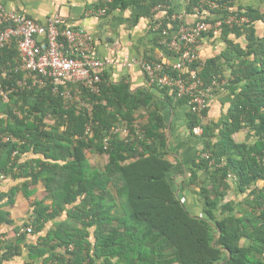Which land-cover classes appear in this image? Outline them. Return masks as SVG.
Instances as JSON below:
<instances>
[{
  "label": "trees",
  "instance_id": "1",
  "mask_svg": "<svg viewBox=\"0 0 264 264\" xmlns=\"http://www.w3.org/2000/svg\"><path fill=\"white\" fill-rule=\"evenodd\" d=\"M200 1L186 0L185 14H194ZM211 1L226 4L248 24L221 25L224 49L190 67L205 86L217 77L225 82L211 92L222 96L213 110L217 121L209 116L212 101L203 112L185 115L202 150L182 184L198 188L200 215L188 211L177 193L183 187L171 182L176 167L167 160V126L150 92L132 93L127 83L108 81L98 96L82 94L91 106L87 115L49 87L12 90L23 77L14 72L16 42L3 49L0 84L12 91L0 97V174L14 185L0 192V229L13 228L14 236L0 239V261L25 252L27 264H264V186H257L264 184V0L247 6ZM169 2L100 0L99 6L108 14L165 5L150 32L153 48L170 57L160 42L172 39L183 22L170 20L175 12ZM203 9L196 21L228 16ZM196 127L202 129L198 137ZM87 154L105 164L90 166ZM230 184L235 196L226 202ZM19 194L34 200L27 217L15 223L10 211ZM28 237L38 238L27 243Z\"/></svg>",
  "mask_w": 264,
  "mask_h": 264
},
{
  "label": "built area",
  "instance_id": "2",
  "mask_svg": "<svg viewBox=\"0 0 264 264\" xmlns=\"http://www.w3.org/2000/svg\"><path fill=\"white\" fill-rule=\"evenodd\" d=\"M109 3L110 0H104ZM203 7L212 11L227 12L228 16L215 22L195 21L191 25L183 24L169 41L163 39L160 44L165 45L173 56L171 60H157L147 62L144 59H132L121 63L123 68L139 67L144 73L147 83L158 89H166L176 99H186L191 113L203 112L211 99V92L224 85L220 78H214L209 86H205L191 66L199 58L197 44L202 36L218 30L221 25L232 28L234 25L242 27L248 24L245 17H237L226 4H219L211 0H201ZM165 5H157L154 12L163 11ZM197 14L199 10L196 9ZM106 14V9L97 10L98 16ZM182 21L183 16H177ZM197 20V19H196ZM0 57L3 49L14 40L17 46L15 59V73H23L21 80H17L16 88L12 90H30L49 87L53 96L76 110L85 109L90 115L91 106L84 101L82 94L98 96L101 87L108 83L106 71L110 61L100 60L92 56L93 38L84 28L72 27L65 24L59 16H53L44 23H38L26 16L7 11L0 0ZM159 28V23L154 30ZM12 90L6 91L0 84V97ZM88 130H86L87 132ZM200 128L193 130L194 135L201 134ZM124 136L126 130H122ZM1 141L6 142L3 138ZM0 174V182L3 180Z\"/></svg>",
  "mask_w": 264,
  "mask_h": 264
},
{
  "label": "crops",
  "instance_id": "3",
  "mask_svg": "<svg viewBox=\"0 0 264 264\" xmlns=\"http://www.w3.org/2000/svg\"><path fill=\"white\" fill-rule=\"evenodd\" d=\"M153 1L156 0H151V2ZM169 1V8L175 12L173 15L183 16V21L186 24H192L199 15L196 10H194V14H185L186 0ZM238 3L242 6L255 4L254 0H238ZM2 4L7 11L18 12L38 23H44L53 16H59L68 26L84 28L93 38L94 48L92 56L100 60L110 61V66L106 71L107 80L110 83L120 84L125 82L132 93L138 91L150 92L152 99L157 103L155 106L159 109L167 126L166 135L169 153L167 160L176 167V173L171 175V182L176 188L178 186L185 188L182 182L188 174L187 169L202 150L200 140L193 138L185 127V115L190 112L189 107L186 104H178L177 100L172 98L168 92L166 94L161 93L156 87L148 85L139 67L132 66L126 69L121 66V63L130 62L132 59H143L144 55L151 57L154 61L162 58L163 60H171L159 47L153 48L154 32H150L152 21L155 22L161 19L162 11L154 12V8H152L147 12V8L130 7L123 11L115 10L103 16H98L97 10L101 9L99 6L100 0H2ZM218 34L219 30H216L200 39L197 44L198 61L204 62L218 56L224 49V42L219 39ZM262 34L263 31L261 30L257 33L260 37ZM166 99H169L171 104H168ZM221 99L222 96L218 92L215 96H211L213 105L209 116L213 117L214 121H217V117L213 110L220 106L219 102ZM198 176L203 179L205 175L199 173ZM13 185L14 182L6 181V179L1 181L0 192L7 191ZM230 185L232 190L225 198L226 202L233 200L235 196V188L232 184ZM257 186L263 187L264 184L259 182ZM183 188L181 190L177 189V193L182 197L181 201L190 213L200 215L202 209L200 198L198 199L196 194H194V191H198V188H193V186L190 189ZM42 193L43 188L39 183L38 194ZM33 200L34 198L31 199L30 203ZM21 203H23V197L19 194L10 211L11 219L15 223L27 217L30 210L29 203L25 215L19 218L14 217L13 213H15L17 206L21 205ZM17 213H19V210H17ZM0 231L9 237V231L13 232V228L2 226ZM37 238L28 237L27 243L35 242ZM0 264H27L25 252L21 256L14 257L8 261H0Z\"/></svg>",
  "mask_w": 264,
  "mask_h": 264
},
{
  "label": "rangeland",
  "instance_id": "4",
  "mask_svg": "<svg viewBox=\"0 0 264 264\" xmlns=\"http://www.w3.org/2000/svg\"><path fill=\"white\" fill-rule=\"evenodd\" d=\"M87 158H88V163L90 166L101 168L105 164V160L103 159V157H98L95 155L87 154ZM35 197H38V195ZM31 199H32V197L29 199L23 198V203H21V205L17 206L15 213H13V216L16 218H19L20 216L25 215V211L28 208V204L30 203ZM17 210H19V213H17ZM1 233L2 232L0 231V237H3V239H9L12 236H14V233L12 231H9V234H10L9 237H7L6 234H1ZM1 235H4L5 238H4V236H1Z\"/></svg>",
  "mask_w": 264,
  "mask_h": 264
},
{
  "label": "clouds",
  "instance_id": "5",
  "mask_svg": "<svg viewBox=\"0 0 264 264\" xmlns=\"http://www.w3.org/2000/svg\"><path fill=\"white\" fill-rule=\"evenodd\" d=\"M1 1H2V0H1ZM2 5H3V4H2ZM3 6H4V5H3ZM199 6H200V4H199ZM155 7H156V6H155ZM155 7H154V8H155ZM4 8H5V7H4ZM167 8H168V7H167ZM197 9H198V8H197ZM195 10H196V9H195ZM198 10H199L200 12L204 11V9L201 11L200 8H199ZM231 10H232V9H231ZM164 11H165V10H163L162 12H164ZM232 11H233V10H232ZM177 16H178V14H176V15H172L171 18H170V20H171V21H173V20H177V21H179V22H183V24H186V22H184L183 20L180 21V20L177 18ZM27 18H28V17H27ZM159 20H160V19L156 20L155 22H159ZM195 21H196V20H195ZM195 21H194V22H195ZM187 25H188V24H187ZM190 25H191V24H190ZM181 26H182V25H181ZM181 26H180V27H181ZM0 27H2V26H0ZM180 27H179V28H180ZM179 28H178V29H179ZM2 29H3V28H2ZM2 29H1V30H2ZM176 33H177V32H176ZM176 33H175V34H176ZM175 34H174V35H175ZM209 34H211V33H209ZM11 44H12V42H11ZM9 46H10V45H9ZM9 46H8V47H9ZM16 49H17V46H16ZM197 62H198V61H197ZM14 71H15V70H14ZM143 74H144V73H143ZM144 76H145V75H144ZM145 78H146V77H145ZM219 78H220V77H219ZM146 81H147V80H146ZM224 83H225V82H224ZM222 86H223V85H222ZM184 100H186V99H184ZM210 101H211V99H210ZM186 105H187V103H186ZM196 128H200V127H196ZM194 129H195V128H194ZM194 129H193V130H194ZM200 129H201V128H200ZM201 131H202V129H201ZM192 133H193V131H192ZM201 134H202V132H201ZM201 134H200V135H201ZM200 135H194V134H193V136H200ZM204 156H205V155H204Z\"/></svg>",
  "mask_w": 264,
  "mask_h": 264
}]
</instances>
